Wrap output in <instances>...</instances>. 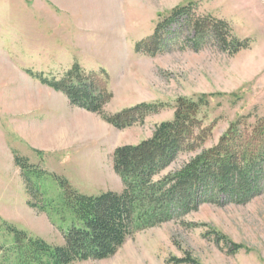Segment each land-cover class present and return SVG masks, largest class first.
I'll return each instance as SVG.
<instances>
[{"label":"rangeland","instance_id":"1","mask_svg":"<svg viewBox=\"0 0 264 264\" xmlns=\"http://www.w3.org/2000/svg\"><path fill=\"white\" fill-rule=\"evenodd\" d=\"M190 2L197 16L226 21L237 39L250 41L249 48L231 55L209 38L195 47L183 18L170 27L158 56L137 53L136 44L151 36L165 15ZM75 64L108 74L106 89L113 99L105 107L107 114L140 103L167 107L143 125L118 130L68 100L69 106L47 101V96L58 99L27 74L31 70L59 78ZM209 95L213 97L199 118L203 127L214 129L203 149L216 145L239 117H264V0H0V245L11 242L5 224L52 245L63 244L47 214L29 206L15 154L38 170L66 178L81 194L121 193L114 150L150 138L156 125L173 119L178 98ZM72 109L83 124L76 131L80 140L61 139L59 147L48 148L55 146L48 138L50 121L64 117L68 124L54 130L67 129ZM194 156L181 154L159 178ZM41 186L49 196L59 194L52 179ZM217 234L243 249L233 253L230 243L217 241ZM187 255L201 264H264V193L246 204L224 197L203 203L179 219L137 232L110 259L75 264H175L174 258ZM0 264H6L1 249Z\"/></svg>","mask_w":264,"mask_h":264},{"label":"trees","instance_id":"2","mask_svg":"<svg viewBox=\"0 0 264 264\" xmlns=\"http://www.w3.org/2000/svg\"><path fill=\"white\" fill-rule=\"evenodd\" d=\"M194 3L177 6L158 22L151 36L136 44L137 53L156 57L164 46L170 27L185 19L194 34L193 46L206 38L216 41L231 55L248 49L249 40H239L230 25L211 15L197 16ZM42 85L67 97L70 105L97 114L118 130L143 125L167 105L140 103L115 114L105 107L113 99L106 89L108 74L87 72L75 64L59 78H46L27 71ZM213 95L197 100L180 97L172 120L156 125L153 135L138 145L118 147L113 153V169L124 184L121 193L97 196L79 193L61 176L41 171L26 158L14 155L21 169L29 206L47 214L62 234L63 244L52 245L27 231L5 224L11 242L1 246L6 264H75L112 258L137 232L158 227L198 210L203 203L246 204L264 193V117H239L232 122L216 145L203 149L212 137L213 125L203 127L199 118ZM195 156L181 169L159 178L181 155ZM52 179L59 194L49 196L41 182ZM1 230V228H0ZM217 241L229 242L217 234ZM237 253L242 246L230 243ZM14 262V263H12ZM175 264H201L187 255L174 258Z\"/></svg>","mask_w":264,"mask_h":264},{"label":"crops","instance_id":"3","mask_svg":"<svg viewBox=\"0 0 264 264\" xmlns=\"http://www.w3.org/2000/svg\"><path fill=\"white\" fill-rule=\"evenodd\" d=\"M48 89L51 90V92L49 93V96L52 95L51 97L57 98L58 100L48 99L50 97L47 96V101H53L55 105L57 102H62L64 106H69V105H67L68 99H66L67 97H65V95L63 96L62 93L56 92L49 87H48ZM68 103H69V100H68ZM72 112H74V113L70 115V118H72L73 123L70 122V124L68 125V128L63 130V131H60V130L58 131L57 129L56 130H54V129H55V126L59 127L61 125H66V123L68 121L66 118L62 117V118L56 119L54 121L53 120L50 121V123L52 124L51 125V135H49L48 138L55 144V146H50L48 148L59 147V144L61 145V139H67L73 143L75 140H78V139L80 140L81 136L79 137V134L76 131L81 130L83 124H81L80 119L79 120L74 119V116L79 113L78 110L72 109ZM94 124H97V123L94 122ZM86 125L88 126V128ZM86 125L85 126L87 128V131L88 130L92 131L91 128L89 127L91 125L89 120H86ZM94 132H96L95 129H94ZM89 138H90V136L85 137V139H89ZM63 145L67 146L65 144H63Z\"/></svg>","mask_w":264,"mask_h":264},{"label":"bare ground","instance_id":"4","mask_svg":"<svg viewBox=\"0 0 264 264\" xmlns=\"http://www.w3.org/2000/svg\"><path fill=\"white\" fill-rule=\"evenodd\" d=\"M94 130V129H93ZM61 139V138H60Z\"/></svg>","mask_w":264,"mask_h":264}]
</instances>
